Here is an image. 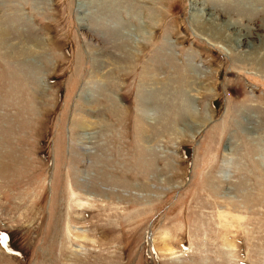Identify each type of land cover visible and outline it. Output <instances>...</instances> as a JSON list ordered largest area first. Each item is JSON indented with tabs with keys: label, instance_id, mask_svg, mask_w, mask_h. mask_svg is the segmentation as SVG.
<instances>
[{
	"label": "rangeland",
	"instance_id": "rangeland-1",
	"mask_svg": "<svg viewBox=\"0 0 264 264\" xmlns=\"http://www.w3.org/2000/svg\"><path fill=\"white\" fill-rule=\"evenodd\" d=\"M203 1L244 40L192 0H0V264H264V0Z\"/></svg>",
	"mask_w": 264,
	"mask_h": 264
},
{
	"label": "bare ground",
	"instance_id": "bare-ground-1",
	"mask_svg": "<svg viewBox=\"0 0 264 264\" xmlns=\"http://www.w3.org/2000/svg\"><path fill=\"white\" fill-rule=\"evenodd\" d=\"M87 4V3H86ZM39 10V9H38ZM191 11H192V13H193V15H192V18H193V22L195 23V25H197L198 26V28H202L203 29V31H205V32H207V33H210L211 35H214V36H216V37H220L218 40H222L223 41V43L221 44L222 46H225L226 47V45L229 47V46H231L232 45V42L233 43H236V41H242V40H244V37L243 36H240L239 35V31L238 32H236V30L233 28V27H229V26H231V25H229V24H226L225 22L224 23H222V24H220V25H214V23H215V19L214 18H212V15H211V13L209 12V10H208V7L206 8V4L204 5V1L203 0H192V2H191ZM16 13H17V11H16ZM194 13H195V15L197 14V17L195 16L194 17ZM200 14V15H199ZM21 14H19V16H20ZM200 17H199V16ZM204 16H205V21H203V18H204ZM19 18V17H18ZM21 18H23V17H21ZM202 19V20H201ZM27 20V19H26ZM25 22V21H24ZM23 22V23H24ZM27 22V21H26ZM25 22V23H26ZM199 24H201V25H199ZM29 25V24H28ZM233 26V25H232ZM226 28H232L233 29V32H234V36L233 37H226L225 38V36H222L221 35V32L222 31H225V29ZM2 29V28H1ZM0 29V30H1ZM18 29H20V28H18ZM3 32H4V30H3ZM19 32H22V31H20L19 30ZM5 33H6V31H5ZM7 36V35H6ZM1 38H3V37H0V39ZM7 38V37H6ZM23 39V38H22ZM248 42V41H247ZM239 43V42H238ZM11 44V43H10ZM1 46H2V44H1ZM10 47H12V45L10 46ZM25 47V46H24ZM29 48V47H28ZM26 49V48H25ZM30 49V48H29ZM27 51H31V50H28L27 49ZM23 52H24V49H23ZM32 52V51H31ZM20 53H21V51H20ZM28 53V52H27ZM92 53V52H91ZM99 53V52H98ZM32 54V53H31ZM99 55H100V53H99ZM29 57V56H28ZM25 58H27V57H25ZM29 59V58H28ZM19 60V59H18ZM17 60V61H18ZM22 60V59H21ZM23 61V60H22ZM31 61V60H30ZM33 61V60H32ZM29 62V61H28ZM27 62V63H28ZM32 64V63H31ZM26 65V64H25ZM29 65V64H28ZM32 66V65H31ZM36 66V65H35ZM35 66H34V68H33V70H37L36 68H35ZM33 67V66H32ZM32 67H31V69H30V71L32 70ZM23 70V69H22ZM26 70H27V68H26ZM32 70V71H33ZM29 71V70H28ZM38 71V70H37ZM26 73V72H25ZM33 73V72H32ZM97 73V72H96ZM31 73L29 72V75H30ZM36 74V73H35ZM38 74V73H37ZM99 75V74H98ZM26 76H27V74H26ZM25 76V77H26ZM37 76V75H36ZM35 76V77H36ZM100 76V75H99ZM38 77V76H37ZM96 78V77H95ZM98 78V77H97ZM93 80H95V79H93ZM98 80V79H97ZM33 81V80H32ZM36 81V80H35ZM32 82H31V80H30V77H28V84H29V86H30V88H31V84ZM33 84L34 83H32V86H33ZM35 85V84H34ZM37 85V84H36ZM35 85V86H36ZM99 85V84H98ZM37 88V87H36ZM32 89H34V88H32ZM32 89H31V91H32ZM39 90V89H38ZM37 90V91H38ZM34 92V90L32 91V93ZM142 92V91H141ZM37 93V92H36ZM147 104H148V102H147ZM86 105V104H85ZM89 110V109H88ZM150 111V109L149 110H147V109H141V117L143 116V118H145V116L147 115V113ZM88 113V112H87ZM140 113V112H139ZM141 122H144V120L141 118ZM86 123H87V119H82L81 121H79V123L76 125V127L77 128H79L80 130H82L83 128H85L87 125H86ZM146 139H147V137H145V139H143V142L144 141H146ZM144 144H146V142L144 143ZM160 238H161V236H160ZM164 241V240H163ZM162 241V242H163ZM162 242H161V247H158L159 248V251H161V252H165V253H167V255L168 254H171V255H173V251L168 247V246H166V244H165V242H164V244H162ZM160 243V242H159ZM167 243V242H166ZM226 248H230V246L229 245H226Z\"/></svg>",
	"mask_w": 264,
	"mask_h": 264
}]
</instances>
